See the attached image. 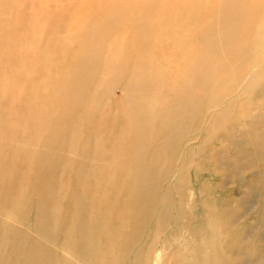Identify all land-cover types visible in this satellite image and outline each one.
Returning a JSON list of instances; mask_svg holds the SVG:
<instances>
[{"label":"bare ground","instance_id":"6f19581e","mask_svg":"<svg viewBox=\"0 0 264 264\" xmlns=\"http://www.w3.org/2000/svg\"><path fill=\"white\" fill-rule=\"evenodd\" d=\"M0 264H264V0H0Z\"/></svg>","mask_w":264,"mask_h":264},{"label":"rangeland","instance_id":"374dc122","mask_svg":"<svg viewBox=\"0 0 264 264\" xmlns=\"http://www.w3.org/2000/svg\"><path fill=\"white\" fill-rule=\"evenodd\" d=\"M245 178H247V179L250 178L251 179V176L248 174V175L245 176ZM251 212H249V213H242L241 216H240V218H239V220H238V223L240 225H245L246 226L247 225V220L253 218V214Z\"/></svg>","mask_w":264,"mask_h":264}]
</instances>
